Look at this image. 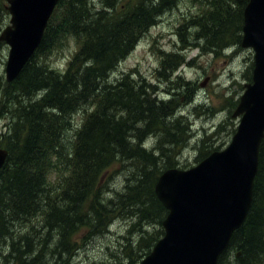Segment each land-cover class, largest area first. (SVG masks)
<instances>
[{"label":"trees","instance_id":"1","mask_svg":"<svg viewBox=\"0 0 264 264\" xmlns=\"http://www.w3.org/2000/svg\"><path fill=\"white\" fill-rule=\"evenodd\" d=\"M119 1L101 0L103 6L96 9L91 0H60L56 8L63 9L59 28L51 29L49 21L35 57L15 81L6 83V93L17 99L18 112L0 140V148L8 151L0 170V243L12 239L10 252L4 257L6 264H48L44 246L41 250L34 248L36 236L27 235L21 242L13 238L15 223L27 221L30 231L34 229L32 218L39 217L38 212L45 213L46 241L56 239L53 264H71L77 249L75 236L81 230L88 235L105 232L112 218L123 212L136 219L133 228L149 219L160 226L155 236L147 232L142 235L138 248L144 242V248H148L138 255H128L130 264L149 254L154 242L164 235L162 222L167 211L156 196L155 186L163 172L181 166L175 156L184 146L188 126L182 122L183 117L175 118L178 100L159 99L155 86H136L128 73L116 82L109 80L141 36L177 0H156V5L153 0H137L118 13ZM191 1L199 11L183 17L178 29L183 41L189 38L190 31L192 46L215 55L241 43L249 0ZM71 39L76 41L78 51L65 70L57 71L41 63L47 47H59ZM168 68L172 70L171 65ZM188 85H182L186 98L192 95ZM79 112L84 118L75 123ZM149 134L159 141L152 151L144 147ZM209 140L204 138L199 149L207 147ZM218 150L201 149L197 162ZM59 166L68 175L59 186L58 200L52 201L47 173ZM128 166L126 190L107 205L101 184L117 169ZM124 247L125 252L132 250L130 244ZM233 250L236 253L229 260ZM261 261L264 262V140L251 211L234 233L219 264Z\"/></svg>","mask_w":264,"mask_h":264},{"label":"rangeland","instance_id":"2","mask_svg":"<svg viewBox=\"0 0 264 264\" xmlns=\"http://www.w3.org/2000/svg\"><path fill=\"white\" fill-rule=\"evenodd\" d=\"M91 1L96 9H101L103 6L101 0ZM135 1L137 0H120L116 10L120 13L130 5L132 6ZM153 4L156 5L158 2L153 0ZM7 6H9L8 0H0V35L10 25L11 16ZM197 9L198 6L194 5L191 0H177L176 3L169 4V8L158 19V23L141 36L137 46L111 73L109 80L110 83L116 82L128 73L136 86H155L157 90L155 92L158 93L159 99L164 101L178 100L175 118L183 117L182 122L186 123L189 129L184 146L179 150L177 158L175 156V161L181 165L179 169H189L199 164L201 161L197 162V160L203 148L206 150L219 148L222 151L230 145L240 122V117L234 118L233 114L246 90L245 85L252 82L255 64L254 50L242 46L243 31L241 43L238 46H230L218 55L208 54L200 48L192 46L189 42L192 40L190 31L188 33L189 38L183 41L179 35V26L184 20L183 17H189L193 12L199 11ZM56 10L55 8L50 19L51 29H58L62 20L61 14L63 16V12L61 11L63 9L57 10V12ZM53 17L54 23L52 22ZM107 35L108 32L105 36ZM77 51L78 47L75 40L71 39L69 42L65 40L59 47H47L41 63L57 71L65 70ZM9 53L10 47L4 41H0V140L8 132V125L11 120L18 115L16 111L17 102H15L17 99L12 94L6 93V66ZM36 58L40 60L39 56ZM169 59L170 62H168ZM182 62L184 63L178 67ZM169 63L172 70L168 68ZM176 67L178 68L173 72ZM184 83H189L188 88L192 92L188 98L184 96L185 90L182 88ZM26 102L24 100L23 105ZM234 103L235 106H233ZM82 118H84L83 113L79 112L75 118V123H78ZM159 136L162 137V135ZM207 137H210L207 147L199 149L202 140ZM157 146H159V141L156 140V136L149 134L145 138L144 147L148 151H152ZM0 149L6 150L4 147ZM128 169L130 166L123 170L117 169L114 173L115 169H113L109 174L112 175L113 173V177L109 178L104 185L101 184L104 202L107 205L112 199L114 200L118 193H123L126 190ZM65 171L62 166H59L47 173L50 186H52L49 193V198L52 201H57L59 198V190L61 189L59 186L64 184L68 175V172ZM150 206L152 207L151 203H147V207ZM37 215L39 217L32 218L31 224L34 229L30 231L27 221L15 223L13 238H15V242H21L27 235L36 236L34 248L41 250V245H43V250L46 252L45 256L48 255V264H53L56 261L53 255L56 249V239L52 238L46 241L45 213L38 212ZM150 220L133 228L131 225L136 222V219L123 212V215L112 218L105 232L95 234L89 232L91 234L88 235L86 230H81L75 236L77 249L72 254L71 264H130L127 261L128 255H138L139 251L142 252L148 248H144L145 242L138 248L142 235L145 232L151 236L157 234L160 226L155 220H153L155 222ZM2 241L0 243V264H6L4 257L10 252L12 239L9 242ZM157 242H154V246ZM127 244L132 246V250L130 248L129 252H125L124 246ZM235 253V250L229 253L228 259L232 260ZM44 257L40 258L39 261L43 260ZM141 260H138L136 264H141ZM261 264L264 262L261 261Z\"/></svg>","mask_w":264,"mask_h":264},{"label":"water","instance_id":"3","mask_svg":"<svg viewBox=\"0 0 264 264\" xmlns=\"http://www.w3.org/2000/svg\"><path fill=\"white\" fill-rule=\"evenodd\" d=\"M10 25L0 35L10 47L6 80L15 81L41 45L59 0H8ZM244 48L255 52L252 82L233 114L240 117L230 145L189 169H169L155 193L168 211L164 236L141 264H218L254 201L264 140V0L244 11ZM8 151L0 149V170Z\"/></svg>","mask_w":264,"mask_h":264},{"label":"bare ground","instance_id":"4","mask_svg":"<svg viewBox=\"0 0 264 264\" xmlns=\"http://www.w3.org/2000/svg\"><path fill=\"white\" fill-rule=\"evenodd\" d=\"M193 51V50H192ZM189 63V62H188Z\"/></svg>","mask_w":264,"mask_h":264}]
</instances>
